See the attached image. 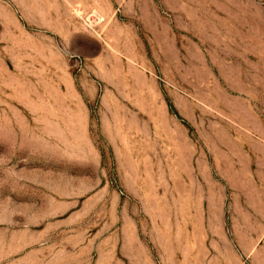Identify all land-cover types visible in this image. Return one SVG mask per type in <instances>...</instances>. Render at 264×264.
Returning a JSON list of instances; mask_svg holds the SVG:
<instances>
[{
	"label": "rangeland",
	"instance_id": "1",
	"mask_svg": "<svg viewBox=\"0 0 264 264\" xmlns=\"http://www.w3.org/2000/svg\"><path fill=\"white\" fill-rule=\"evenodd\" d=\"M0 264H264V0H0Z\"/></svg>",
	"mask_w": 264,
	"mask_h": 264
}]
</instances>
